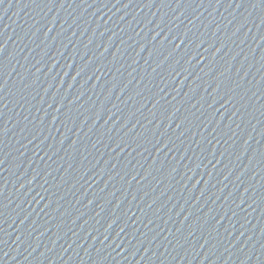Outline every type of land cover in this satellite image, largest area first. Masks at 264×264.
Wrapping results in <instances>:
<instances>
[{
	"label": "water",
	"instance_id": "water-1",
	"mask_svg": "<svg viewBox=\"0 0 264 264\" xmlns=\"http://www.w3.org/2000/svg\"><path fill=\"white\" fill-rule=\"evenodd\" d=\"M0 264H264V0H0Z\"/></svg>",
	"mask_w": 264,
	"mask_h": 264
}]
</instances>
